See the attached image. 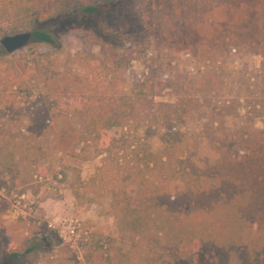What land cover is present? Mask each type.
<instances>
[{
    "label": "rangeland",
    "instance_id": "obj_1",
    "mask_svg": "<svg viewBox=\"0 0 264 264\" xmlns=\"http://www.w3.org/2000/svg\"><path fill=\"white\" fill-rule=\"evenodd\" d=\"M260 7V0H115L104 19L106 30L99 33L109 43L107 47L99 46L74 25L59 23L55 45L32 38L25 47L7 54L6 59L14 58L28 66L42 62L67 76L89 75L91 81H80L77 86L72 81H65L68 85L63 81L60 89L67 91L60 96L51 92L53 89L47 92L36 82L26 80L27 88L22 95L7 101V96H12L11 76L5 73V65H0V128L19 127V122L25 119V112L20 110L12 115L8 110L10 102L23 106L17 102L27 100L35 110L31 102L39 97L45 110L51 106L50 113L56 117L51 124L56 130L79 128L81 122L74 112L78 106L76 89L86 96L95 91L100 97H110L126 93L133 81H148L154 86L153 107L190 98L198 102V113L192 112L194 117L208 113L215 102L225 103L230 110L221 124L215 123L216 130L213 128L214 135L210 137L205 136L199 120L187 119L181 128L200 168L218 161L228 147L237 154H245L251 144L261 140L259 146L263 150L264 109L259 103L264 98ZM21 32L30 30L20 28L8 35ZM143 130L139 127V132ZM108 134L119 136L121 129L114 128ZM149 142L154 151L160 149L157 135L149 138ZM23 150L26 174L33 171L31 166L42 168L44 173L38 177L36 195L30 186L10 192L0 188V264H87L85 256L90 248L85 242H91L93 247L101 234L107 250L94 256L97 264H107L106 251L113 254L118 249L125 254L124 260L129 258L137 263L141 243L119 234L110 211V194L106 191L97 202L87 206H77L72 195L76 176L88 180L102 166V157L83 160L79 156L80 146L58 133L42 142L41 153L27 145ZM105 164L120 178L114 158L109 157ZM102 175L105 184L111 176L104 172ZM215 184L210 176L203 179L208 192ZM170 188L179 192L181 185L175 183ZM80 191L84 193L85 188ZM40 226L54 230L53 243L43 251L12 257L11 254H23L29 246L43 240ZM246 230L253 237L258 225L250 223ZM107 236L114 239L115 247H108ZM207 261L200 255L194 264Z\"/></svg>",
    "mask_w": 264,
    "mask_h": 264
},
{
    "label": "trees",
    "instance_id": "obj_2",
    "mask_svg": "<svg viewBox=\"0 0 264 264\" xmlns=\"http://www.w3.org/2000/svg\"><path fill=\"white\" fill-rule=\"evenodd\" d=\"M114 1L0 0V39L20 28H28L32 38L55 45L56 25L64 23L74 25L73 28L88 33L99 46L107 47L109 43L99 33L106 30L104 19ZM260 6V51L264 58V0H260ZM107 51L113 57L111 48ZM6 55L0 46V65H5V73L11 76L12 96L8 95L7 101L22 95L27 88L26 80L36 82L47 92L53 89L51 92L60 96L67 91L60 89L63 81H72L76 86L80 81H91L89 75L67 76L53 71L48 64L39 62L28 66L14 58L6 59ZM75 91L78 106L74 112L81 122L79 128L56 130L51 124V119L56 118L50 113L52 108L49 105L45 110L41 97L31 102L35 110L27 100L17 102L23 106L10 102L8 110L12 115L20 110L25 112V119L19 122V127L0 128V188L10 192L30 186L36 195L38 177L44 170L31 166L33 171L26 174L23 147L31 146L41 153L42 142L58 133L80 146L79 156L83 160L102 157V166L88 180L82 181L76 176L72 192L76 205L93 204L107 191L119 234L141 243L137 263L129 258L124 260L125 254L118 249L113 254L106 251L107 264H194L200 255L208 258L207 264H264L261 140L251 144L245 154H237L228 147L218 161L203 169L193 160L191 145L181 130L187 119H195L201 121L205 136L214 135L215 123L221 124L230 113L225 103L215 102L208 113L194 117L192 112L198 113V102L190 98L153 107L154 86L148 81H133L126 93L110 97H100L95 91L90 96ZM259 103L264 109V98ZM141 126L144 130L139 132ZM114 128L121 129L119 136H109ZM154 135L161 143L157 151L149 142ZM109 157L114 158L120 178L105 164ZM103 172L111 176L105 184ZM208 176L216 181L211 192L203 185V179ZM175 183L181 185L179 192H172L170 188ZM81 187L85 188L84 193ZM250 223L258 225L253 237L246 230ZM40 233L42 241L29 246L23 254L11 256L18 258L43 251L53 243V229L40 226ZM102 240L101 234L93 247L91 242H85L90 248L85 256L87 264H97L94 256L107 250ZM106 240L108 247H115L113 238L107 236Z\"/></svg>",
    "mask_w": 264,
    "mask_h": 264
},
{
    "label": "water",
    "instance_id": "obj_3",
    "mask_svg": "<svg viewBox=\"0 0 264 264\" xmlns=\"http://www.w3.org/2000/svg\"><path fill=\"white\" fill-rule=\"evenodd\" d=\"M31 39L32 35L30 32H21L14 35H5L0 39V46L6 54L10 55L25 47Z\"/></svg>",
    "mask_w": 264,
    "mask_h": 264
}]
</instances>
